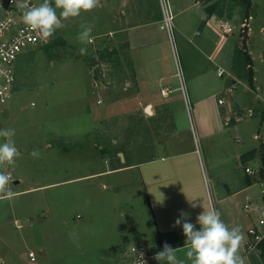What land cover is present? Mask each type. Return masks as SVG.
<instances>
[{"label":"rangeland","instance_id":"374dc122","mask_svg":"<svg viewBox=\"0 0 264 264\" xmlns=\"http://www.w3.org/2000/svg\"><path fill=\"white\" fill-rule=\"evenodd\" d=\"M105 1L100 0L90 12L63 21V29L25 50L16 62L15 91L0 106V128L16 130L14 140L21 157L5 169L13 176L11 186L17 195L12 200H0V264H137L132 248L145 246L154 225L139 170L130 167L112 171L120 166V154L125 164L126 160L135 163L170 150L158 141L156 131L161 129H153L166 127L170 120L177 122L183 145L205 147L192 121L193 92L187 83V90L180 83V90L168 92L166 97L161 91L140 92L142 102H167L164 108L156 109L158 117L149 119L145 105L136 107L138 93L126 100L122 86H116L118 75L109 70L110 62L101 60L106 48L97 49L91 43L86 45L87 55L79 54L85 45L72 40H78L81 23L89 26L100 18ZM252 1L255 12L247 22L241 8L235 9L229 21L235 29V41L247 27L249 51L254 52L264 76V0ZM31 2L38 5L42 0ZM175 2L170 0L175 16L173 43L165 31L163 47L171 56L165 67L178 75L177 83L185 79L186 72L206 70L215 85L212 94L230 103L231 67L210 60L208 49L201 48L197 41L192 44L194 30L184 35L178 28L184 15L191 20L200 15L199 7L194 6L196 0L181 15ZM94 32L92 28V36ZM204 35L212 49L218 36L211 30H205ZM196 44L205 55L194 56ZM219 68L225 69L224 76L218 75ZM232 133L237 138V130ZM34 149L39 150L40 158L30 155ZM239 173L245 180L244 170ZM252 180V199L240 201L250 205L247 211L264 206V177L255 170ZM256 213L258 223L263 212ZM145 249L149 254V248ZM30 253L35 254V261ZM239 254L244 264H263L257 250H249L244 243ZM178 256L184 258V252L179 251Z\"/></svg>","mask_w":264,"mask_h":264},{"label":"crops","instance_id":"0c3cea01","mask_svg":"<svg viewBox=\"0 0 264 264\" xmlns=\"http://www.w3.org/2000/svg\"><path fill=\"white\" fill-rule=\"evenodd\" d=\"M192 1L182 0L180 3L177 0L174 7L180 9L178 14L188 12ZM194 6L199 7L200 15L196 14L195 20L184 15L178 28L184 35L185 32L194 30L190 37L191 43L197 41L201 48L206 47L210 53L208 57L213 62L219 61L231 67L230 103L212 94L215 85L206 70L197 69L189 74L186 72L185 79L177 83L178 75L174 70L170 72L165 67L164 62L171 56L163 47L167 37L161 27L162 10L159 0H106L100 18L89 24L95 31L92 46L101 50L106 48L113 53V60H109V70L119 77L115 82L116 86H122L126 100L132 93H138L135 94V98L139 100L136 107L145 105L147 109L150 108V113L147 111L148 118L158 117L156 109L164 108L167 102L157 105L149 100L142 102L139 98L140 92L161 91L166 97L168 92L179 91L180 83L186 90L187 83L188 90L193 92L190 113L198 137L205 142V147L198 149L195 145H183L179 141L177 122L175 124V121L169 119V124L162 127L163 129L159 126L153 129H161L156 131L159 134L158 141L167 144L166 147L171 149L154 153L144 160L131 163L130 166L139 170L153 219L154 232L148 240H151V245L148 246V242L146 247L140 244L141 247L149 248L148 262L151 261V264H159L153 257L163 250L165 242L173 248L184 246L186 238L182 227H173L182 211L189 213L190 222L196 224V217L203 211V207H215L229 227L241 228L244 246L248 243L246 239L249 227L254 222L257 223L256 212L262 211L261 217L264 216V206L247 211V204H240V201H250L253 197V175H249L246 168L252 167L257 171L264 168V76L257 67L254 52L249 51L251 38L247 48L253 61L252 85L244 72L236 70L233 64L235 51L243 44V36L238 41L233 40V33L222 37L218 28L222 20L216 16L207 19L204 7L197 0ZM203 22H206L204 26ZM205 30H211L218 36L212 49L208 48L210 41L204 35ZM72 42L80 43L78 40ZM194 46L198 49L194 56L198 58L203 50L197 44ZM261 57L264 61V51ZM188 61L190 60L187 63ZM189 94L187 93L188 97ZM123 98L125 99L124 95ZM221 99L224 101L222 104L219 102ZM100 102L99 100L98 103ZM152 109L155 111L152 112ZM233 130H237V138L233 136ZM251 151H257L256 156L249 161H243V155ZM118 167L112 171L130 168ZM239 170L246 173L245 180L241 179ZM188 199H195L193 202L200 206L190 207ZM196 227L199 229L198 224ZM153 237H157V240L152 241Z\"/></svg>","mask_w":264,"mask_h":264},{"label":"clouds","instance_id":"9594fccd","mask_svg":"<svg viewBox=\"0 0 264 264\" xmlns=\"http://www.w3.org/2000/svg\"><path fill=\"white\" fill-rule=\"evenodd\" d=\"M11 2L20 12L23 24L38 32L45 41L57 30L65 27L63 21L77 18L81 13L90 12L100 5V0H42L38 5L33 4L31 0ZM80 29L77 39L85 45L79 49V54L83 56L87 55L86 45L93 42V37L92 28L86 23H81ZM15 135L14 128H0V200H12L17 195L11 186L13 176L5 170L14 166L21 157V152L15 144ZM30 155L40 158L41 153L34 149ZM162 201L163 199L160 202ZM193 201L195 199H188L190 207L200 206ZM176 226L182 227L185 244L183 247L173 248L165 242L163 250L153 257L160 264H244V259L239 254L244 239L241 228L229 227L215 207H203V211L196 217V224L190 222L189 213L182 211L174 222L173 227ZM179 251L184 252V258L178 256ZM139 255L142 264H147L143 255Z\"/></svg>","mask_w":264,"mask_h":264},{"label":"built area","instance_id":"2783aa9c","mask_svg":"<svg viewBox=\"0 0 264 264\" xmlns=\"http://www.w3.org/2000/svg\"><path fill=\"white\" fill-rule=\"evenodd\" d=\"M162 10V29L165 30L173 43L175 16L172 13L170 0H159ZM222 37L234 33V27L229 20H222L218 24ZM43 38L38 32L27 28L21 19L18 9L12 4L11 0H0V106L11 99L16 86V62L19 56L28 48L35 47L42 42ZM225 70L218 69V75L221 77ZM184 89V88H183ZM188 103V100L186 98ZM221 104L224 101H219ZM246 172L254 175L255 169L247 167ZM246 210H250V205H245ZM264 210V207H263ZM247 248L257 250L261 243H264V216L251 227L248 231ZM133 256L137 264H142L139 254L147 262L149 254L144 247H133ZM32 261L36 260L35 254L30 253Z\"/></svg>","mask_w":264,"mask_h":264},{"label":"trees","instance_id":"16d2710c","mask_svg":"<svg viewBox=\"0 0 264 264\" xmlns=\"http://www.w3.org/2000/svg\"><path fill=\"white\" fill-rule=\"evenodd\" d=\"M202 4L204 7V11L206 14L207 19H210L213 16H216L220 20H231L233 17V14L235 12L236 8H241L245 19L247 22V19L250 18V16L255 12V6L252 0H197ZM206 22H203L202 26L205 25ZM243 36V44L240 47H237L235 51L234 56V68L238 71H243L246 78L248 79L249 83L253 84V61L252 57L248 51L247 44H248V29L245 26L242 32ZM101 60L104 62H110L109 60H113L112 56L113 53L109 51V49H106L104 53L101 54ZM108 60V61H106ZM150 119V118H149ZM111 145L112 142H111ZM102 151L106 152V147L102 148ZM123 152L122 150H120ZM257 154V151H251L243 155L242 159L243 161H249L253 159ZM120 162V166L118 168H127L132 166L131 163H128L126 160V163H121V159L118 158ZM264 164V159H263ZM259 172L261 173V176L264 177V168L261 167ZM153 240H157V237H153ZM151 245V240L148 241V246ZM258 253L260 256V259L262 260L264 264V243H261L258 247Z\"/></svg>","mask_w":264,"mask_h":264},{"label":"water","instance_id":"95a60500","mask_svg":"<svg viewBox=\"0 0 264 264\" xmlns=\"http://www.w3.org/2000/svg\"><path fill=\"white\" fill-rule=\"evenodd\" d=\"M49 39V38H48ZM147 111L150 113V111L147 109ZM120 157H121V159H122V161H124V157H123V155L122 154H120ZM256 169H258V168H256Z\"/></svg>","mask_w":264,"mask_h":264},{"label":"bare ground","instance_id":"6f19581e","mask_svg":"<svg viewBox=\"0 0 264 264\" xmlns=\"http://www.w3.org/2000/svg\"><path fill=\"white\" fill-rule=\"evenodd\" d=\"M148 110L150 111V108H148Z\"/></svg>","mask_w":264,"mask_h":264}]
</instances>
